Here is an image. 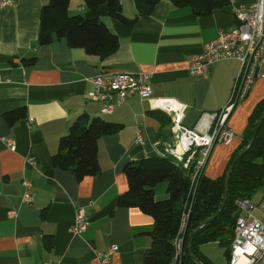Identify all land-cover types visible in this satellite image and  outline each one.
I'll use <instances>...</instances> for the list:
<instances>
[{"label": "crops", "instance_id": "0c3cea01", "mask_svg": "<svg viewBox=\"0 0 264 264\" xmlns=\"http://www.w3.org/2000/svg\"><path fill=\"white\" fill-rule=\"evenodd\" d=\"M217 1L219 6L198 14L189 6L158 0L149 14L135 18V0H119L127 21L102 17L117 36L116 48L104 57L69 47L63 39L39 44L44 0L0 4V75L6 80L0 83V264H102L97 252L106 253L112 245L118 248L106 264H144L153 218L137 207L117 206L116 200L127 190L124 165L159 155L175 141L170 118L155 105L157 99L183 103L182 125L201 131L232 105L225 126L233 137L228 143L214 144L203 169L209 178L223 173L242 140L251 110L264 97V77L234 104L242 70L238 59L214 61L200 75L189 73L186 56L201 52L205 42L237 25L229 0ZM77 9L87 11L84 1L69 0L68 13L76 14ZM32 57V64L24 62ZM105 71L148 73L150 96L134 95L111 113L101 114V103L88 92L90 78ZM21 106L24 118L7 123L4 114ZM81 113L122 126L97 139L99 171L78 179L71 170L54 166L51 156L58 139ZM137 127L143 144L135 142ZM6 138L15 141L14 149L6 145ZM23 180L31 184L30 203L22 199ZM262 189L263 185L248 198L259 200ZM154 195L167 197L166 182L154 186ZM77 209L87 216V226L72 233L69 228ZM9 210L15 215H8ZM253 215L264 223V210L256 208ZM209 243L221 247L211 241L198 250L213 264L207 255Z\"/></svg>", "mask_w": 264, "mask_h": 264}, {"label": "trees", "instance_id": "16d2710c", "mask_svg": "<svg viewBox=\"0 0 264 264\" xmlns=\"http://www.w3.org/2000/svg\"><path fill=\"white\" fill-rule=\"evenodd\" d=\"M87 11L83 14H69V0H44L39 14L38 43L48 44L54 38L63 39L69 47H81L89 54L104 57L117 46V36L102 20L103 16L127 21L121 13L119 0H83ZM158 0H135L139 15L149 14ZM178 6H189L196 13H208L220 3L217 0H171ZM133 20V19H132ZM35 57L25 59L32 64ZM264 111V97L253 107L242 133V140L233 151L223 173L209 178L195 173L194 164L184 168L167 153L150 155L124 165L127 190L118 195L120 207H137L153 218L148 231L151 243L144 252V264H167L173 255L171 239L177 233L183 215L188 219L186 238L204 220L213 215L223 198L224 179L227 169L236 155L245 148ZM24 106L6 112L4 119L13 124L24 118ZM120 123L107 121L100 116L89 117L81 113L71 122L67 134L58 139L57 151L51 156L54 166L71 170L80 179L99 171L97 160V139L115 133ZM193 174H195L193 178ZM197 189L193 193L198 180ZM166 182L167 197L156 199L154 186ZM264 184V118L253 143L237 160L229 174L227 198L219 214L195 232L191 250L202 264H210L198 250L203 243L217 241L228 258L231 238L238 210L237 198H248ZM186 224V222H185ZM185 228V226H184ZM182 264H197L186 248Z\"/></svg>", "mask_w": 264, "mask_h": 264}, {"label": "built area", "instance_id": "2783aa9c", "mask_svg": "<svg viewBox=\"0 0 264 264\" xmlns=\"http://www.w3.org/2000/svg\"><path fill=\"white\" fill-rule=\"evenodd\" d=\"M11 2L13 0H1L0 4ZM229 2L237 25L233 29L220 31L215 38L203 44L201 52L189 54L185 60L189 73L200 75L205 73L214 61L238 59L242 70L236 98L238 96L242 98L255 80L264 77V0H252L247 4L237 3L236 0ZM149 78L150 75L146 72H100L90 78L91 89L88 95L101 103V114H108L116 105L123 103L129 97L134 95L140 98L149 97L151 94ZM4 81L5 78L0 75V83ZM155 105L163 108L168 114L175 138L173 145L165 146L161 153L172 155L184 168H188L193 163L195 173L203 169L214 142L228 143L233 137V132L225 126L231 104L217 113L212 125L206 131L189 129L182 125L185 111L183 103L174 99H157ZM5 142L10 149L15 148V141L12 138H6ZM135 142L137 144L145 142L140 127L136 129ZM28 160L33 163L32 158ZM22 184L25 187L22 199L30 203L33 195L30 191L31 184L27 180H23ZM235 204L238 216L233 228L227 264H264V223L253 215L256 208L264 210V184L259 200L237 198ZM8 215L14 216L15 211L9 210ZM185 222L186 215H183L179 229L171 239L173 255L167 264H181L184 253L182 235ZM86 226L87 216L82 209H77L74 223L69 230L72 233H81ZM117 248L116 245H112L106 253L97 252V257L102 264H106L108 256Z\"/></svg>", "mask_w": 264, "mask_h": 264}, {"label": "water", "instance_id": "95a60500", "mask_svg": "<svg viewBox=\"0 0 264 264\" xmlns=\"http://www.w3.org/2000/svg\"><path fill=\"white\" fill-rule=\"evenodd\" d=\"M239 99V96L236 98V101L234 102V104L237 102V100ZM264 118V111L262 112V114L260 115V117L258 118L257 122H256V125L253 129V132H252V135H251V139L248 143V145L243 148L237 155L236 157L233 159L232 163L229 165L228 169H227V172H226V176H225V179H224V193H223V198H222V201L220 203V206L218 207V209L216 210V212L211 215L210 217H208L206 220H204L199 226H197L189 235L188 237L186 238V230H187V224H188V219L186 221V224H185V228H184V231H183V235H182V245L184 246V243H185V240H186V248H187V251L188 253L190 254V256L192 257V259L197 263V264H202L200 263V261L194 256V254L192 253V250H191V245H192V239H193V236L195 234V232L198 230V228H200L201 226H203L205 223L209 222L210 220H212L214 217H216L219 212L221 211V209L223 208L224 206V203L226 201V198H227V192H228V183H229V174H230V171L232 169V167L234 166V164L237 162V160L248 150V148L251 146V144L253 143V140L258 132V129H259V126L262 122ZM215 144V142H214ZM214 144L212 145V147L214 146ZM212 147H211V150H212ZM210 150V152H211ZM209 158V156H208ZM208 158L206 159L205 161V164L204 166L206 165L207 163V160ZM204 169V167H203ZM203 169L201 170L200 172V175L203 173ZM199 178L200 176L198 177V180H197V183H196V186H195V190H194V193H193V198L195 196V193H196V189H197V184H198V181H199ZM181 264H182V257H181Z\"/></svg>", "mask_w": 264, "mask_h": 264}, {"label": "rangeland", "instance_id": "374dc122", "mask_svg": "<svg viewBox=\"0 0 264 264\" xmlns=\"http://www.w3.org/2000/svg\"><path fill=\"white\" fill-rule=\"evenodd\" d=\"M77 12L83 14L82 12H84V10L79 9ZM207 245H208L206 248L208 250L207 255L213 264H227V259L223 254L222 247H218L217 244L215 243H209Z\"/></svg>", "mask_w": 264, "mask_h": 264}]
</instances>
